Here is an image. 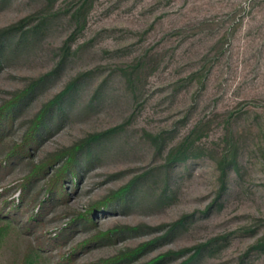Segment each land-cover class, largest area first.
Wrapping results in <instances>:
<instances>
[{"label":"rangeland","instance_id":"1","mask_svg":"<svg viewBox=\"0 0 264 264\" xmlns=\"http://www.w3.org/2000/svg\"><path fill=\"white\" fill-rule=\"evenodd\" d=\"M1 33L0 111L30 93L0 138V264H264V0H0Z\"/></svg>","mask_w":264,"mask_h":264},{"label":"trees","instance_id":"2","mask_svg":"<svg viewBox=\"0 0 264 264\" xmlns=\"http://www.w3.org/2000/svg\"><path fill=\"white\" fill-rule=\"evenodd\" d=\"M0 34V39H1ZM72 89L71 87L68 88V91ZM30 93V90L25 91L22 93L20 98H17L14 100V102L10 103L7 105L3 110L0 111V138H1V133L4 131L7 125L11 124L13 121V116H14V109L18 107V105L21 103L22 99L25 98L28 94ZM66 94V93H65ZM64 93L60 96H58L53 102L48 104L39 114L37 117L36 121L33 123L31 126V129L27 135V138L25 139V143L20 146L19 151L21 154H26L27 153V148H31L32 145L37 142L40 138V136L43 133L44 129H47V118L51 112V108L57 104H59L64 95ZM101 136L99 137H93L88 144H90L92 141L99 140ZM86 144V147L87 145ZM84 148V145L82 147H79L78 149L75 150H70L68 153V161L65 163V165L58 171L57 177L52 183V186L50 187V192L52 195H57V192H61V194H67L63 188L64 187V181L68 178L69 175L75 174L78 170V168L81 166V161L79 160L80 152ZM88 159L91 158V154L89 152L86 153V156ZM223 174L225 177V170H223ZM122 203L125 204L126 201L125 199L122 198ZM87 223H92L91 218H86L85 219ZM260 247V246H259ZM260 248H264V244H261ZM189 263V262H188ZM186 263V264H188Z\"/></svg>","mask_w":264,"mask_h":264}]
</instances>
